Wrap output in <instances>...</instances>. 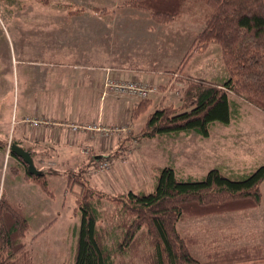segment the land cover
<instances>
[{
	"label": "rangeland",
	"instance_id": "rangeland-1",
	"mask_svg": "<svg viewBox=\"0 0 264 264\" xmlns=\"http://www.w3.org/2000/svg\"><path fill=\"white\" fill-rule=\"evenodd\" d=\"M129 3L130 0H0L1 136L13 135L15 126L12 122L22 116H32L35 108L45 113V101L50 96L45 93V79L61 81V75L72 73L76 65L98 63L99 67L108 65L117 69L138 67L143 76L128 81L122 80L118 70L105 69L106 76L117 72L110 80L141 87L145 96L134 91L132 95L125 93L121 97L132 99L134 107L146 103V108L141 115L130 118L128 125L122 123L108 128L110 133L103 125L98 127L96 132L105 150L101 158L94 159L101 152L83 149L86 157H92L96 162L92 176L106 179L105 183L96 178L89 179L94 187L115 199L130 191L154 192L165 167L174 168L183 180H200L213 169L240 179L264 165V113L234 93H230V100L237 104L235 117L228 125L212 126L209 136L192 132L142 138L140 129L148 115L165 105L181 107L182 91L189 82L222 85L228 72L219 45L209 44L198 49L197 34L203 27L200 3H190L184 15L163 22L134 9ZM70 87L67 92L57 89L51 96L70 95L75 90ZM104 107L105 103H99L95 109L103 113ZM53 113L57 114L58 108ZM71 125L67 126L70 131ZM81 131L83 128L79 127L73 134ZM123 141L127 142L125 148L121 146ZM12 164L10 148L6 153L0 152V186L12 201L26 207L30 227L36 228L32 229L31 236L38 233V228H75L77 237L80 216L74 210V193L78 187H67L64 177L52 178L50 185L55 197L43 201L37 193L45 197L38 188L30 184L31 189L16 179L10 171ZM35 164L49 176H55L58 169L45 162ZM82 169L84 167L63 173L88 178V173ZM102 183L104 187L100 186ZM261 191L258 207L181 222L179 229L194 242L192 254L200 261H208L210 255L220 251L239 249L252 253L259 250L264 256V182ZM121 206L119 201L106 203L103 226L113 233L121 229ZM70 231L73 233L74 230ZM60 234L51 233L48 237L51 245ZM66 241L67 247L61 244L57 254L52 256L53 263L60 257L61 261L69 256L70 238ZM44 255L37 249V261L48 264Z\"/></svg>",
	"mask_w": 264,
	"mask_h": 264
},
{
	"label": "trees",
	"instance_id": "trees-1",
	"mask_svg": "<svg viewBox=\"0 0 264 264\" xmlns=\"http://www.w3.org/2000/svg\"><path fill=\"white\" fill-rule=\"evenodd\" d=\"M196 2L201 4L203 26L197 34L198 49L219 45L228 77L222 85L189 82L182 91L181 107L165 105L148 115L139 133L143 139L192 132L209 136L212 126L228 125L235 117L237 104L230 100V93L264 113V0H130L129 4L163 22L184 15L187 6ZM104 84L105 79L102 94ZM114 95L118 96L109 92L102 101ZM145 104L133 107L130 118L141 115ZM6 147L7 143L0 141V152ZM29 152L36 163V155L32 149ZM10 155L14 159L10 171L16 179L38 188L47 199L55 197L48 173L35 164L40 174H30L21 158ZM88 158L95 166L93 158ZM263 182L264 165L240 179L213 169L200 180H183L174 168L165 167L154 192L130 191L113 199L86 176L68 175L67 187H78L74 210L80 216L74 264H264L259 250L252 253L246 249L220 251L208 261H200L191 252L193 240L178 227L189 218L258 207ZM109 201L122 203L121 229L114 233L103 226ZM29 221L24 207L0 186V264H31L23 242L31 228Z\"/></svg>",
	"mask_w": 264,
	"mask_h": 264
},
{
	"label": "crops",
	"instance_id": "crops-1",
	"mask_svg": "<svg viewBox=\"0 0 264 264\" xmlns=\"http://www.w3.org/2000/svg\"><path fill=\"white\" fill-rule=\"evenodd\" d=\"M93 63L94 62L92 61V64ZM99 66L98 63L97 65L95 64L91 66L88 64L83 66L76 65L75 71L72 73L64 72L63 75H61V81L52 80L50 77L48 80L45 79V87L47 88L45 93H49L50 95L45 101L47 104L44 109L46 110L45 113L43 114L41 109L38 110V108H35L32 116H22L19 120L16 119L12 122V125L15 126L13 135L2 137L0 132V141H7V147L1 152L6 153L9 146L16 143L27 151L32 149L36 155V162L38 161L42 164L45 162V164L47 163L50 167L54 166L55 168H58L55 176L49 177V182L52 178L64 177V183L67 185V175L63 172L69 169L78 170L79 168L84 167V169L86 168L87 170L88 179L96 178L105 183L106 179L103 176H92L91 172L96 165L93 166L94 163L88 162L89 156L86 157L83 152V149L101 152V154L94 156L96 159L101 158L105 153V150L102 149L103 141L100 140L99 133L88 130V128L100 127V125H103L105 128H111L112 126L122 125V123L128 125L130 111L134 107L135 102H132V99L130 100L121 96L116 97L115 95L107 98L109 99L108 103H106L107 99L106 101H102L101 91L106 75L105 69L112 67L108 65L103 67ZM135 68L136 69H112L118 70L120 72V74H118L121 75L122 80L128 81L136 76H143L142 72L138 71L139 68ZM112 76L114 77L115 74H112ZM70 85L72 87H70ZM69 87L75 89L70 95L64 93L60 94L59 97L51 96L57 89L60 91L64 89L63 91L67 92ZM99 103H105L103 113H101L102 111L100 112V109L98 112L95 109ZM37 105L38 104H36V106ZM56 108H58V113L54 114L53 111H55ZM35 121L39 122L38 126H33V122ZM117 122L121 124H116ZM70 124L85 129L78 134H73L74 132L70 131L67 127ZM11 137L12 139L9 140ZM119 137H121V135H119ZM126 144L127 142L123 141L121 146L125 148ZM12 163H14L13 158ZM90 163L92 166L89 165V167H87ZM20 180L23 185L31 187L27 181H24L23 179ZM104 183L100 184V186L104 187ZM31 189H33V187H31ZM37 194L43 199V201L51 200L43 198L39 193ZM23 207L24 209L26 208L25 206ZM25 213H27L26 209ZM32 229L36 230V228H29L25 232V237L23 238V242L26 244V250L29 252V257L32 258L31 264L44 263L38 262L35 257L37 249H40L45 253L44 257L48 259V264H74V249H76L77 245L75 228H38V233L31 236ZM70 229L74 230L73 233ZM54 232L62 233L59 238L55 239V244H58L59 246L55 244L51 245L49 242L48 237ZM65 238L66 240L70 238L71 241L69 246V256L63 258L61 261L60 257L53 263L52 256L57 254L56 250L61 248V244H64V248L67 247L68 241H66ZM49 258L51 260H49Z\"/></svg>",
	"mask_w": 264,
	"mask_h": 264
},
{
	"label": "built area",
	"instance_id": "built-area-1",
	"mask_svg": "<svg viewBox=\"0 0 264 264\" xmlns=\"http://www.w3.org/2000/svg\"><path fill=\"white\" fill-rule=\"evenodd\" d=\"M134 91H138L140 92L141 95H146L145 91L141 88V87H138V86H135V85H130V86H125L123 85L122 83H119L117 82L116 80H110V77L107 76V79H106V82L104 84V91H103V94H102V100H104L105 97H108L109 95V92L110 93H113V94H116V95H125V93L127 95H132L131 93H134ZM34 124H36V126L39 125V122H33ZM80 126H77V125H71V129L72 131L74 132L76 129H78ZM83 128V127H81ZM96 129H92L91 127L88 128V130H91V131H98V127H95ZM85 129V128H83ZM107 132L110 133V130H107L108 128H104ZM103 134V133H102ZM105 136H108L109 134L107 133H104ZM10 148V146H9Z\"/></svg>",
	"mask_w": 264,
	"mask_h": 264
},
{
	"label": "water",
	"instance_id": "water-1",
	"mask_svg": "<svg viewBox=\"0 0 264 264\" xmlns=\"http://www.w3.org/2000/svg\"><path fill=\"white\" fill-rule=\"evenodd\" d=\"M11 153L21 158L23 162L28 166V172L33 175L40 174L37 170L31 153L17 144H12L10 148Z\"/></svg>",
	"mask_w": 264,
	"mask_h": 264
}]
</instances>
